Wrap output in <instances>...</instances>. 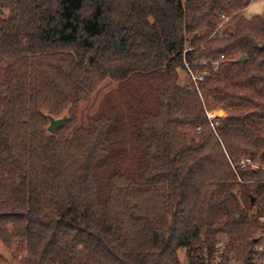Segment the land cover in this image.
<instances>
[{
    "label": "trees",
    "instance_id": "1",
    "mask_svg": "<svg viewBox=\"0 0 264 264\" xmlns=\"http://www.w3.org/2000/svg\"><path fill=\"white\" fill-rule=\"evenodd\" d=\"M252 1L0 0V246L21 264H255L264 170L230 167L264 165ZM105 81L114 104L78 126Z\"/></svg>",
    "mask_w": 264,
    "mask_h": 264
},
{
    "label": "rangeland",
    "instance_id": "2",
    "mask_svg": "<svg viewBox=\"0 0 264 264\" xmlns=\"http://www.w3.org/2000/svg\"><path fill=\"white\" fill-rule=\"evenodd\" d=\"M263 12H264V0H254L244 10V16L246 18H252L254 16L261 15ZM186 76L187 75L184 74L183 72H179V81L184 82V80H186V78H187ZM115 86H116L115 84L110 83L109 81H105L100 86V88L92 95L89 102L82 103L78 106V109L76 112V118H77V125L78 126L84 125L87 117L92 116L93 114L98 112L100 109H102L105 112H108L107 104L108 105L114 104V98H113V96H111V92L116 88ZM135 105H136V103H135ZM133 110H136V106L133 107ZM216 113H217L216 111L213 113H209L208 119L212 120L214 118H217ZM58 117H61V115ZM214 125H215V123H214ZM211 126L213 127L212 124H211ZM244 157H249V156H244ZM239 160H238V162H239ZM238 162H235V163L233 162L232 164L236 165ZM262 166H264V165H262ZM236 176H237V174H236ZM237 180H238V182H241L238 177H237ZM0 254L2 255L3 259L5 260V262H0V264H21L19 255L17 257H12L10 251L5 250L1 246H0ZM178 257H179L181 264H186V252H185V250L178 251ZM262 264H264V254H263Z\"/></svg>",
    "mask_w": 264,
    "mask_h": 264
},
{
    "label": "built area",
    "instance_id": "3",
    "mask_svg": "<svg viewBox=\"0 0 264 264\" xmlns=\"http://www.w3.org/2000/svg\"><path fill=\"white\" fill-rule=\"evenodd\" d=\"M201 79L202 78H199L198 80ZM230 166L235 173H236V169L249 170V171L264 170V166L261 167V165L254 163L250 157H243L239 160V162L236 165L230 163ZM262 222L264 225V217L262 218ZM255 251L258 254V259L256 260L255 264H262L263 254H264V239L255 247Z\"/></svg>",
    "mask_w": 264,
    "mask_h": 264
},
{
    "label": "water",
    "instance_id": "4",
    "mask_svg": "<svg viewBox=\"0 0 264 264\" xmlns=\"http://www.w3.org/2000/svg\"><path fill=\"white\" fill-rule=\"evenodd\" d=\"M242 61H244V58L240 57L239 58V62H242ZM44 117L47 120L46 131L48 133H50L51 135H54L67 122V120H68V110H66L62 114V116L61 117H58V118H54V117H52V116H50L48 114H44ZM216 117L217 118H222V117H224V113L222 111H218L216 113ZM253 242L256 243L257 240L255 239Z\"/></svg>",
    "mask_w": 264,
    "mask_h": 264
}]
</instances>
